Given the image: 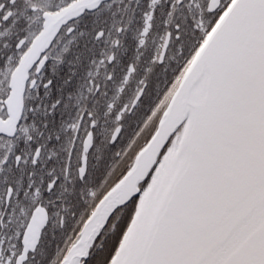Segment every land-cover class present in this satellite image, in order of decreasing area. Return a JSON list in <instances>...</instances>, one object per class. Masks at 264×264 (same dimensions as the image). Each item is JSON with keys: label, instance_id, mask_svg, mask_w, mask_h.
Returning <instances> with one entry per match:
<instances>
[{"label": "snow or ice", "instance_id": "6c2138e0", "mask_svg": "<svg viewBox=\"0 0 264 264\" xmlns=\"http://www.w3.org/2000/svg\"><path fill=\"white\" fill-rule=\"evenodd\" d=\"M0 264H264V0H0Z\"/></svg>", "mask_w": 264, "mask_h": 264}]
</instances>
